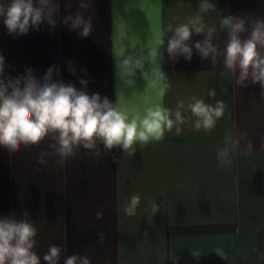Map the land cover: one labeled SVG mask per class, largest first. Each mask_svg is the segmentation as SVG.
<instances>
[{
	"label": "crops",
	"instance_id": "crops-1",
	"mask_svg": "<svg viewBox=\"0 0 264 264\" xmlns=\"http://www.w3.org/2000/svg\"><path fill=\"white\" fill-rule=\"evenodd\" d=\"M89 2V0H85ZM200 0H90L85 18L93 17L87 38L68 25L42 23L27 34L9 35L0 18V55L5 58V76L17 77L31 68L39 79L54 66L53 79L99 94L113 103L123 88L116 77L113 49L155 46V37L168 24L184 22L194 14ZM216 12L205 23H218V16L264 18V0H210ZM59 0V17L74 15L79 0ZM143 5V8L140 5ZM169 36L171 33L168 34ZM221 42L226 33H219ZM203 35L193 34V45ZM165 45L161 68L170 78L171 89L159 101L155 90L129 97L130 112H142L161 102L174 107L177 100L195 94L212 103L207 89L215 88L228 110L210 132L185 128L180 136L166 134L159 143H149L129 157L114 148L100 158L81 150L63 169L36 163L44 147L9 154L0 148V217L22 219L24 213L39 229L35 251L41 257L50 244L64 248L59 264L72 254L87 255L91 264H264V98L259 84L234 87L231 73H222V63L213 67L193 46L191 61L178 56L173 61ZM71 61V69L69 66ZM145 81L137 75L136 88L143 92ZM226 90V91H225ZM131 95V90H127ZM246 131L254 157H238L230 169L219 168L215 155L225 133ZM113 157L116 159L114 160ZM41 169L38 171L37 169ZM141 197L133 217L120 205L132 194ZM156 197L161 208L152 217L145 212L148 198ZM104 218L97 220L95 213ZM103 230L101 245L97 232ZM222 248L228 259L215 250ZM253 249L258 251L254 252ZM192 250L201 255L192 256Z\"/></svg>",
	"mask_w": 264,
	"mask_h": 264
},
{
	"label": "clouds",
	"instance_id": "clouds-1",
	"mask_svg": "<svg viewBox=\"0 0 264 264\" xmlns=\"http://www.w3.org/2000/svg\"><path fill=\"white\" fill-rule=\"evenodd\" d=\"M140 6L143 8L142 4ZM180 6L183 7V0H180ZM65 7H72L71 0H67ZM90 7V0H79L74 15L59 17V0H0V18H3L8 34L13 36L27 34L44 22L53 28L62 22L70 31H78L81 38H87L93 30V17L85 18L82 10ZM216 11V5L210 0H200L197 11L185 17L184 22L168 24L156 35L154 47L129 45L113 49L116 77L123 85L117 91L115 103L98 93L89 95L87 80L81 79L80 84L84 87L77 88L53 79L54 66L39 79L31 68L22 76L7 77L5 58L0 55V148L11 155L22 148L29 150L43 144L36 163L46 167L52 160L53 167L60 170L82 149L94 158H100L102 153L106 155L114 148H120L132 157L138 148L159 143L169 133L180 136L185 128L195 133L202 130L210 133L228 110L227 103L217 99L215 88L207 89L212 103L193 94L187 98V103L179 99L170 108L161 102L149 104L145 97L143 111L130 112L127 100L149 90H155L159 101L167 96L171 89L170 78L160 63L163 60L160 49L165 45V39L167 54L173 61L178 56L191 61L194 46L201 59H210L213 67L222 63V73H231L235 78L234 87L259 84L260 96L264 98V18L220 16L217 13L218 23H205V17ZM221 32L226 33L222 42ZM194 33L202 34L203 39L193 45L191 37ZM71 63L69 61L70 70ZM138 73L145 81L142 93L136 88ZM260 151H264V143ZM241 156L254 157L248 133L227 131L222 146L216 151L217 166L230 169L234 160ZM140 205L141 197L132 193L120 207L124 215L133 217ZM160 208L153 196L147 199L144 211L153 217ZM95 216L97 220L104 218L99 210ZM38 234L39 229L28 213H24L22 219L0 217V264H41V257L35 251L39 244ZM97 236L103 245L106 233L101 230ZM63 252L62 246L50 244L43 261L59 264ZM215 253L228 259L222 248H217ZM191 254L198 258L201 252L192 250ZM258 259L264 260V253H260ZM63 264H91V258L72 254L63 259Z\"/></svg>",
	"mask_w": 264,
	"mask_h": 264
}]
</instances>
